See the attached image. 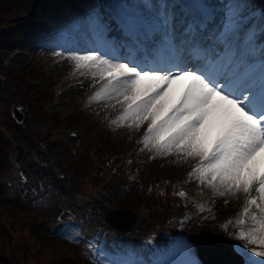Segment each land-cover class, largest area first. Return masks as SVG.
<instances>
[{"label":"snow or ice","instance_id":"1","mask_svg":"<svg viewBox=\"0 0 264 264\" xmlns=\"http://www.w3.org/2000/svg\"><path fill=\"white\" fill-rule=\"evenodd\" d=\"M228 15V24L217 37L226 45L221 57L210 58L194 40L178 43L175 16L161 0L151 19L138 16L122 25L132 43L153 61L151 66L89 53L75 57L76 68L88 69L105 81L89 102L122 98L123 111L113 124L123 127L128 122V128L139 129L147 122L139 143L154 153L153 158L176 155L184 161L197 160L189 179H198L217 197L242 194L245 205L235 222L243 226L250 220L254 226L241 229L233 238L244 240L245 249L248 245L264 249V49L257 52L251 36L242 48H234L231 40L241 19L238 5ZM210 16L205 9L204 19ZM185 44L190 46L185 48ZM185 52L201 62L198 67H181ZM172 85H182V89L165 100ZM88 248L93 264H113L99 250L92 251L91 242ZM249 251L260 259L248 264H264V250Z\"/></svg>","mask_w":264,"mask_h":264},{"label":"rangeland","instance_id":"2","mask_svg":"<svg viewBox=\"0 0 264 264\" xmlns=\"http://www.w3.org/2000/svg\"><path fill=\"white\" fill-rule=\"evenodd\" d=\"M21 2L24 17H26V20L30 23L33 22L34 20L30 16H32V14H37L34 4L36 0H22ZM142 2L143 3H139V8L142 9L143 13L149 16H155L159 11L161 0H149V2L143 0ZM244 2L245 0H226V3L224 4L228 5V7H225V9L220 12V17L223 19V24L221 25L222 33L229 21L228 13L230 8L238 5V14L241 16L240 22L249 15L248 13L251 10L249 7L250 4L246 7ZM92 3L94 2H91V4ZM256 3L255 0L251 5L253 6L254 4L255 6ZM70 4L74 8L76 7L74 2L71 1ZM149 5H153L154 7H149ZM12 7V0H0V16L2 13L5 15L4 12ZM245 7V11L241 13L240 11ZM1 30H3L2 27H0V31ZM24 30V37H28V41L31 39L30 34L33 36L37 35L36 28H34L33 25L24 28ZM5 44L8 43L4 39L1 41V45ZM3 58L4 57H0V160H2V162H0V185L3 183L1 180L3 173L5 176L13 168L12 164L9 162V155L15 154L17 156L16 160H19V166L24 169L26 178V183L20 188L19 194L27 191L21 201H14L15 204H12L14 205L12 208H15V210L9 217L26 218L30 222L31 219L39 217L40 219H43L46 224H55L60 220L68 223V225L74 224L72 227H69L68 232L61 235V237L56 236V240L45 242L47 246L43 248V251H48L49 254L52 252L56 262H62L63 260L68 259L66 256L62 258L57 257L61 253H65L64 249H62V245L67 248L72 257L77 258L79 256L81 259L82 251L80 253L81 242L79 241L81 234H83L84 231L91 230L96 223L103 224V217L107 211L118 208L126 209L128 206L123 207L122 205L127 202L132 204V207L128 208L129 210L135 213L136 216L140 215L142 219L148 221L150 216L145 214L147 205H144L143 201L141 203H136L131 200V197L134 196L133 194L136 187H139L140 190L146 194L147 199V196L153 194V187L159 177L173 176L175 179H179V177L185 172H182V170L186 169L190 163H193L195 160L188 159L187 161H184L182 157L176 155H157L155 159L148 160V149L143 146L140 152L136 153L138 158V165L136 167L137 174L130 178L129 184L124 185L123 181H121V178L126 175L124 173L119 180H115L111 184L112 187L110 189L106 181L107 186H102L100 184L99 187V185L96 184L97 189L92 187L91 191L87 192L90 194L89 197L86 196L88 200L81 199L76 192V189H74L75 186H72L76 178H80L88 172L84 168L85 166L82 167L80 164L81 158H85L89 155L90 163H92L94 167H96L97 164H106L104 167L106 168L107 165L108 167L106 169L103 168L102 170L103 172L108 171L118 161L124 162L127 151L133 147L137 134L144 126L140 127L139 130L133 133L121 132L122 127H119L116 124L111 125L109 128L105 127L106 124H110L111 115L122 105V103L119 102L120 100H118V97L105 101L103 103V108L98 105L90 106L87 110V114L88 116H93L91 120L89 118L87 119V116L79 113L80 110L76 112L75 106L77 104L71 97H82L91 90L89 89L86 92L77 94V96L74 95V92H68L66 97L62 98L71 100V102L67 103L66 108L60 105L55 109H52L51 112H49V110L45 111L43 108V116L40 117V121L34 123L31 128L28 123L27 125L29 126V129L18 124V129H16L14 127V119L11 116V109L15 110L17 114L21 113V111L26 112L28 104L25 100L23 91L27 92L26 88H33L34 90L43 93H53L54 85L58 81L70 78L71 73L69 71L72 70V67H66L64 70V66L61 65L60 69H53L52 67L48 69L49 62L44 58L40 59L37 56H29L28 54H21L19 58L13 62H8V60H4ZM21 68H25L27 73L21 78L20 85L11 78H15V76L19 75ZM10 72L11 75L8 76ZM4 75H6L7 81L4 79ZM79 78L80 76L78 79ZM100 82H102V80L98 81L93 88L97 87ZM13 86H16L15 90L13 89ZM20 87H22L23 91ZM76 89L77 88H74V91ZM34 98V96L31 97V100ZM38 103L41 105L40 101H38ZM45 103L46 101H44V104ZM13 106H15V108H13ZM66 111H71V116H66ZM56 112L62 113V121L70 118H77L80 121L78 124H72L65 121L62 123V129H60V124L58 125L57 121L53 119V115L56 114ZM28 116H30L28 122H33L34 119L38 117L35 114H28L27 117ZM146 124L147 122L144 125ZM78 126L84 131V137L80 138L79 141H76L75 143L62 144L58 142L57 134L60 133V131L77 128ZM50 131L53 132L52 135L57 131L56 136L51 141L46 140L38 143V138H41V136H43L44 139L48 138L46 134ZM12 135L14 137L13 140L10 138ZM16 144L24 147L22 153L16 152ZM5 162L7 163L6 169L4 167ZM63 167H65L67 171L65 175L67 176L66 178L58 176L57 173L60 172H56V168L63 169ZM118 168H120V166L115 169ZM42 172L48 175V177L53 178L52 181L43 178ZM85 175L83 185L87 184L92 179H95L92 169ZM101 188L102 190L100 191ZM202 188L204 194L214 197V203L210 207L209 216L203 222H195L197 219L196 217H193L188 222L184 227V229H186L184 236L173 242L175 250L169 264H199V261L195 256V232L208 225L215 226V222L220 217L224 216L226 213H232L242 202V194L235 197H217L213 195L212 189L207 186ZM111 191H113V193H111L112 195L110 194ZM225 201H227V203H225ZM160 205H162V207L159 210H162L170 204L168 201H164L160 202ZM91 210L92 212L90 214ZM161 215H166V213L162 211ZM53 219L56 221L53 222ZM142 219L139 218L138 223H141ZM162 222L161 219L155 221L157 225L156 229H159L160 225L164 226V223ZM105 224L107 229L104 227L101 233L97 231L93 233L94 239H99L102 243H105L109 239V226L107 223ZM139 225L140 224H136L133 227L137 232L133 229L127 234L129 236L128 249L133 250L138 254L141 252L140 249L144 246L145 241L140 238L141 233L138 231ZM127 235L120 234V237L116 236L115 239L118 238V242L122 244L121 236ZM69 237L73 239L70 240ZM31 245L32 246L29 247H34L36 249L39 246L34 243ZM250 248L251 250L256 251L264 250L258 245H250ZM106 249V247L103 248V250ZM5 258V260H7V257ZM258 259L260 258H257V260Z\"/></svg>","mask_w":264,"mask_h":264},{"label":"trees","instance_id":"3","mask_svg":"<svg viewBox=\"0 0 264 264\" xmlns=\"http://www.w3.org/2000/svg\"><path fill=\"white\" fill-rule=\"evenodd\" d=\"M13 81L15 79L11 78ZM35 110L33 109L32 115L35 114ZM30 116L27 117V120ZM53 134V132H47V136ZM81 161V165L85 166L86 159ZM2 162V160H0ZM121 176L120 173L116 172L113 174L114 179ZM79 181V180H78ZM78 183V182H77ZM75 184L76 187H79L78 184ZM139 190V191H138ZM140 188L136 187L133 198L137 200H142L143 196L141 195ZM132 198V197H131ZM152 204L154 205V199H152ZM123 207H132V204L126 203L122 205ZM155 206V205H154ZM15 208H12L11 211L4 210V205L0 202V264H43V258L45 255H48V251H43V248L47 245L44 242H37L33 234L36 231V226L34 222H31L26 218L19 217H9L14 213ZM150 224H146L138 227V231L143 236L147 230L149 229ZM38 244L39 246L36 248L29 247L31 244ZM59 245V244H58ZM60 247V246H59ZM33 249V250H32ZM62 249L66 250V247L62 245ZM52 253V252H51ZM64 253H61L58 258H62ZM7 257V260H5ZM53 257L50 264H72L74 257L71 255V262L68 260H63L62 262H56Z\"/></svg>","mask_w":264,"mask_h":264},{"label":"bare ground","instance_id":"4","mask_svg":"<svg viewBox=\"0 0 264 264\" xmlns=\"http://www.w3.org/2000/svg\"><path fill=\"white\" fill-rule=\"evenodd\" d=\"M208 1H210L211 3H213V4H216V3H218L219 2V0H208ZM245 9H246V7L245 8H243L240 12L242 13L243 11H245ZM65 57V56H64ZM64 57H62V59L64 58ZM109 58V57H108ZM61 59V60H62ZM71 59V60H70ZM70 59H68V61L67 62H65L64 63V69L67 67V68H69V67H72V68H76V60H75V58H70ZM114 59H117V60H119V61H121L120 59L121 58H114ZM82 71H84L83 73H82ZM94 71V70H93ZM77 73V72H76ZM79 74V76H81L78 80L76 79V81H75V83H74V81H71V85H75V88H77L75 91L73 90V92H74V95L75 96H77V94H80V93H83V92H86V91H88L89 89H93V86L98 82V81H100V79H99V77L98 76H96V77H93V75H92V73H91V71H89L88 69L86 70V69H79V72H78ZM82 73V74H81ZM173 86L174 85H172L171 86V88L168 90V95L167 96H165V100H168L169 99V97H173V94H171V92H172V88H173ZM115 96H113V97H111V98H114ZM110 98V99H111ZM122 98H120V97H118V100H121ZM105 101H108V100H101V102L99 103V104H97L98 106H100L101 108H103V103L105 102ZM13 112L15 113V114H17L16 112H15V110H13ZM127 123L128 122H126L125 123V126H123L122 127V131L121 132H135V131H137V130H139V129H136V128H128L127 127ZM146 123V122H145ZM144 123V124H145ZM144 124H142L141 125V127L142 126H144ZM191 164V163H190ZM190 166V165H189ZM185 170V169H184ZM184 170H182V172L184 171ZM176 176H178V175H176ZM8 193V190L7 189H3V188H0V197H4V195H6ZM1 200V199H0Z\"/></svg>","mask_w":264,"mask_h":264},{"label":"water","instance_id":"5","mask_svg":"<svg viewBox=\"0 0 264 264\" xmlns=\"http://www.w3.org/2000/svg\"><path fill=\"white\" fill-rule=\"evenodd\" d=\"M18 122H21L22 116L21 114L15 115ZM105 221L108 222L113 228L118 229L122 231L123 233H127L130 230L133 229V226L135 224L136 218L132 215V213L128 210H115L107 213V215L104 217ZM206 233V234H205ZM198 247L200 253H207L208 248L205 247V237L208 236L207 232L200 233L198 235ZM209 237V236H208ZM222 245H224L223 242H221ZM203 248V251H202ZM205 250V251H204Z\"/></svg>","mask_w":264,"mask_h":264}]
</instances>
